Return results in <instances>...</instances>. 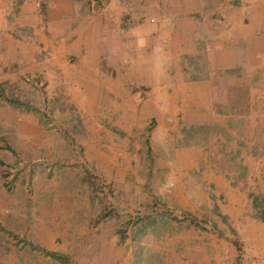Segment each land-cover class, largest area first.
I'll return each mask as SVG.
<instances>
[{
    "label": "rangeland",
    "instance_id": "1",
    "mask_svg": "<svg viewBox=\"0 0 264 264\" xmlns=\"http://www.w3.org/2000/svg\"><path fill=\"white\" fill-rule=\"evenodd\" d=\"M20 2L0 0V264H264L246 242L264 243L259 108L243 92L222 124L185 125L139 106L115 59L92 91L74 60L30 49ZM225 182L238 192L216 195Z\"/></svg>",
    "mask_w": 264,
    "mask_h": 264
},
{
    "label": "crops",
    "instance_id": "2",
    "mask_svg": "<svg viewBox=\"0 0 264 264\" xmlns=\"http://www.w3.org/2000/svg\"><path fill=\"white\" fill-rule=\"evenodd\" d=\"M39 3L42 19L36 14ZM18 13L19 24L27 22L33 29L37 42L30 49L35 55L62 65L74 60L73 71L87 76L92 91L109 82L95 75L118 76L110 61L115 59L118 69L133 77L126 82L147 88L141 89L149 96L139 106L157 113L166 106L185 125L222 124L244 92L246 106L259 108L253 113L264 138V0H21ZM139 89L134 95L142 98ZM153 91L165 92L152 97ZM127 99L119 105L136 113L138 104ZM144 116L139 115L140 120ZM224 185L216 195L238 192L230 183ZM254 190L264 199V180H258ZM260 236L246 242L262 245L250 254L264 260Z\"/></svg>",
    "mask_w": 264,
    "mask_h": 264
},
{
    "label": "trees",
    "instance_id": "3",
    "mask_svg": "<svg viewBox=\"0 0 264 264\" xmlns=\"http://www.w3.org/2000/svg\"><path fill=\"white\" fill-rule=\"evenodd\" d=\"M261 209L262 218L264 219V206Z\"/></svg>",
    "mask_w": 264,
    "mask_h": 264
}]
</instances>
